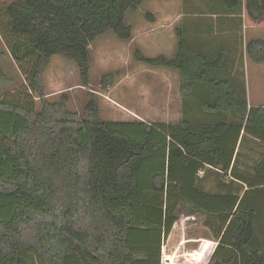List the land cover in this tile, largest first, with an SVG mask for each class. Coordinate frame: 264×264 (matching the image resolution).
I'll use <instances>...</instances> for the list:
<instances>
[{"label": "trees", "instance_id": "obj_1", "mask_svg": "<svg viewBox=\"0 0 264 264\" xmlns=\"http://www.w3.org/2000/svg\"><path fill=\"white\" fill-rule=\"evenodd\" d=\"M146 1L0 0V87L12 83L1 66L7 56L24 79L16 95L0 97V264H161L178 206L195 192L218 244L208 264H264V107H250L227 50L212 59L177 29L175 58L135 51L148 68L180 73L177 124L105 122L92 93L84 117L67 94L47 99L53 58L76 65L89 89L91 45L108 32L130 41L126 15ZM207 1L242 14L247 28L264 27V0ZM245 52L264 64V40ZM114 82L107 74L100 85ZM200 96L195 111L189 100ZM199 113L218 121L191 118ZM253 145L263 152L247 167ZM178 162L184 171L176 175ZM201 172L213 184L208 193L184 190L182 181Z\"/></svg>", "mask_w": 264, "mask_h": 264}, {"label": "rangeland", "instance_id": "obj_2", "mask_svg": "<svg viewBox=\"0 0 264 264\" xmlns=\"http://www.w3.org/2000/svg\"><path fill=\"white\" fill-rule=\"evenodd\" d=\"M188 1L147 0L138 11H130L126 15L125 22L132 28L130 41H121L112 32L100 36L90 48L92 71L89 89L83 88L76 65L62 58H55L44 79L47 99L56 102L63 94H67L70 99V110L84 117L88 93H92L98 101L100 114L105 122L144 120L148 123L158 124L167 121L168 116H175L176 109L171 107L170 101H168L174 96L169 93L166 87V76H158L159 71H154L137 61L135 51L139 50L143 53L141 42L148 34L151 35L153 32L167 33V30L169 31L166 24L167 19L175 18V16L177 18V14L182 12L180 10L181 5L188 4ZM168 8H170L171 13L166 16L165 11ZM184 10L191 18L190 21H194L192 15L202 16L200 20L206 21V24L212 21L210 17L213 13H208L205 0H192L191 5L184 6ZM148 14L154 17V21L147 18ZM169 22L172 23L170 20ZM153 29L156 30L152 31ZM258 32L261 31L258 30ZM248 37L247 32L241 33L244 42ZM3 43L0 37V52L7 53ZM147 44L150 51L151 46L155 47L159 43L153 44L150 39ZM152 54H156V52L147 51V55L154 58ZM247 64L250 67L253 66L248 57ZM1 66L12 79V83L7 87H0V97L16 95L24 84V79L17 65L7 56L2 61ZM107 74H113L115 82L112 87L104 89L101 87L100 81ZM248 78L247 72L248 88H252V78L251 80ZM262 86L261 80L260 87L262 88ZM251 149L252 151H245L244 163L247 167L259 160L260 154L263 152L260 147L255 145Z\"/></svg>", "mask_w": 264, "mask_h": 264}, {"label": "crops", "instance_id": "obj_3", "mask_svg": "<svg viewBox=\"0 0 264 264\" xmlns=\"http://www.w3.org/2000/svg\"><path fill=\"white\" fill-rule=\"evenodd\" d=\"M191 2L192 0L188 1V4L191 5ZM205 2L208 7V13H213L210 17L212 21H208L209 24H206V21L200 20L202 16L198 17L196 15H192V13L189 15L193 16L192 19L194 21H190L191 18L186 14L187 11L185 12L184 10V6L187 7L188 4L186 3L184 6L181 5V14H177V18L175 16V18L171 17L167 19L166 24L168 25L167 27L169 29V31L167 30V33L164 34V32H153V34H148L146 37H144L141 42L144 55L149 57L147 55L148 51L152 53L156 52V54H152L154 55L153 57L162 55L169 59L175 58L178 50V38L176 30L182 29L185 31L186 36L190 40L192 46L204 51L212 59H215L222 49L227 50L230 56L232 76L235 79L239 89L244 90L247 93L250 107H264V64H254L250 60L253 66H248L247 55L245 52V44H247L249 41L258 39L264 40V33H262L264 31V27L247 28L243 23L242 14H227L221 8H214L207 0H205ZM165 12L166 16H169L171 13L170 8H168V10ZM169 20L172 23H170ZM154 30L156 29H153L152 31ZM258 30L261 32H258ZM243 32H247L249 34V37L245 42L241 38V33L243 34ZM150 39L152 40L153 44L156 42L159 44L155 47L151 46L149 51L147 43ZM55 58H53V60H55ZM244 66L246 70L244 69ZM153 70L159 71L157 73L158 76H166V87L169 93L173 94L174 96L172 99L170 98L168 100L170 101L169 105L176 109L175 116H168L167 121H163L158 124H177L182 120L184 104L181 95V75L179 72L173 70ZM247 72L249 77L248 79L251 80L252 78V88H248ZM261 80L263 84L262 88L260 87ZM203 101L204 96H200L198 99L194 98L189 100V104H194L191 105L190 108H193L195 111L199 110L202 107ZM191 118L197 120L200 123H212L218 121V118L206 116L202 113H199L196 117L191 116ZM133 122L148 123L144 120L123 123ZM175 168L176 175L184 171L181 162H178ZM179 178L180 177H178V179ZM192 180L194 182L191 181L190 185L185 183V179L182 181V187L184 190L189 188L192 190H198L200 192L203 191L205 194H207L209 189L213 187L212 182L209 183L206 179H203V176L200 174L193 173ZM202 181L204 182L202 183ZM170 189H175L174 185ZM193 194H195L194 198L190 197L188 200L182 202L178 206L176 212L178 215V221L174 225L169 236L163 241L162 244L161 264H208L216 250L218 244L211 237L207 226L206 213H202L201 195H197L196 192ZM175 196L176 194L172 197V203L175 200Z\"/></svg>", "mask_w": 264, "mask_h": 264}, {"label": "built area", "instance_id": "obj_4", "mask_svg": "<svg viewBox=\"0 0 264 264\" xmlns=\"http://www.w3.org/2000/svg\"><path fill=\"white\" fill-rule=\"evenodd\" d=\"M200 175H203V173L201 172Z\"/></svg>", "mask_w": 264, "mask_h": 264}]
</instances>
